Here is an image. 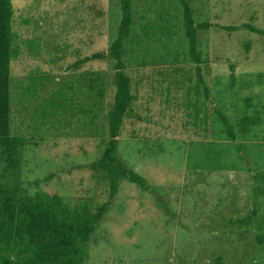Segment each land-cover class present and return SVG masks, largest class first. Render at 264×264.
Instances as JSON below:
<instances>
[{
    "label": "rangeland",
    "instance_id": "obj_1",
    "mask_svg": "<svg viewBox=\"0 0 264 264\" xmlns=\"http://www.w3.org/2000/svg\"><path fill=\"white\" fill-rule=\"evenodd\" d=\"M12 2L10 132L27 143L19 171L6 174L2 163L0 178L15 201L46 192L91 213L109 202L84 264H264V35L224 29L264 30V0H190L195 20L212 24L199 36L205 85L178 1L132 0L124 61L137 101L118 152L150 190L121 181L112 197L106 174L92 164L109 141L115 61L72 65L108 52L120 0ZM245 116L260 125L242 133ZM217 161L225 168L213 169Z\"/></svg>",
    "mask_w": 264,
    "mask_h": 264
},
{
    "label": "trees",
    "instance_id": "obj_2",
    "mask_svg": "<svg viewBox=\"0 0 264 264\" xmlns=\"http://www.w3.org/2000/svg\"><path fill=\"white\" fill-rule=\"evenodd\" d=\"M182 8L185 37L188 41L192 62L196 66L199 82L204 84L203 66L208 64L199 50V36L207 32L212 24L198 23L190 0H177ZM122 18L118 36L108 52L95 53L75 62L72 67L92 60L110 57L115 61L116 95L113 108L108 112L107 123L109 141L101 158L92 164L96 170L104 172L110 184L111 197L118 193V184L127 181L143 190H150L144 177L129 168L119 157L118 138L125 117L134 111L137 99L132 93V79L126 72L125 47L131 36L134 22L132 0H120ZM12 0H0V164H5L6 174H16L21 166L20 153L27 140L13 136L10 132V82L11 49L15 35L11 30L13 19ZM228 32L240 29L264 35V30L245 23L240 26H225ZM231 82H236L234 66H231ZM206 96L208 90L204 87ZM227 136L236 138L230 120L219 115ZM261 119L243 117L240 121L242 133L260 125ZM213 169L225 168L220 162L211 164ZM110 203H104L91 213L82 206L72 207L59 195L39 192L15 201L13 192L0 178V264H84L87 245L97 230L99 223L108 213ZM252 218L244 219L248 223ZM264 249V239L259 237Z\"/></svg>",
    "mask_w": 264,
    "mask_h": 264
}]
</instances>
